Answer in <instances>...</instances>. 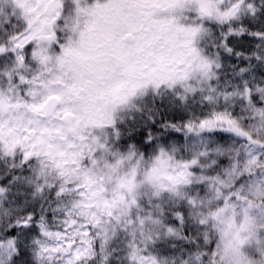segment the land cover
Wrapping results in <instances>:
<instances>
[{
    "label": "snow or ice",
    "instance_id": "snow-or-ice-1",
    "mask_svg": "<svg viewBox=\"0 0 264 264\" xmlns=\"http://www.w3.org/2000/svg\"><path fill=\"white\" fill-rule=\"evenodd\" d=\"M0 264H264V0H0Z\"/></svg>",
    "mask_w": 264,
    "mask_h": 264
}]
</instances>
